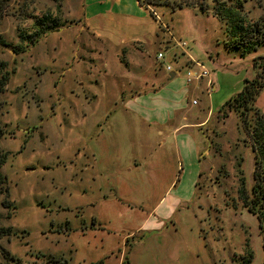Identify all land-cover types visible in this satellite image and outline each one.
Here are the masks:
<instances>
[{
    "label": "rangeland",
    "instance_id": "374dc122",
    "mask_svg": "<svg viewBox=\"0 0 264 264\" xmlns=\"http://www.w3.org/2000/svg\"><path fill=\"white\" fill-rule=\"evenodd\" d=\"M5 4L0 174L14 209L0 207V227L14 235L0 239V248L18 264H264V234L240 194L253 184V153L239 118L224 109L244 81L255 78L252 61L264 55V46L246 53L227 49L225 27L212 14L157 7L151 22L168 47L158 44L146 60L129 62L122 48L118 53L106 46L116 52L99 56L102 45L82 19L83 0ZM245 8L264 30V0ZM43 16L58 19L57 26L34 43L24 39ZM166 65L181 78L208 74L192 78L187 100L189 111L208 116L204 174L193 195L185 192L188 200L166 194L177 172L173 150L163 149L156 137L148 149L149 132L138 134L129 120H121V130L111 127V115L123 112L126 97L168 78ZM129 74L146 82H127ZM163 155L166 165L154 175ZM161 198L159 230L137 231Z\"/></svg>",
    "mask_w": 264,
    "mask_h": 264
},
{
    "label": "crops",
    "instance_id": "0c3cea01",
    "mask_svg": "<svg viewBox=\"0 0 264 264\" xmlns=\"http://www.w3.org/2000/svg\"><path fill=\"white\" fill-rule=\"evenodd\" d=\"M81 15L92 38L99 39L102 45L97 50L99 56L104 57L108 53L116 52L114 49H106V46H109L118 49V53L122 48L123 58H127L129 62L133 59L144 61L156 45L162 43H166V47L169 45L167 40L159 41L151 16L137 0H83ZM191 63L192 61L190 65ZM147 70L149 72V69ZM167 73L168 78L163 76L153 81L163 82L160 86L126 97L122 104L123 112H114L111 115V127L121 130L119 127L121 120H124V123L129 120L132 124L128 125L129 128L134 127L138 134L149 132L147 143L144 144L148 149L151 150L150 144L156 137L159 138L161 144L159 145L163 149L173 150L177 172L171 175V184L166 194L172 195L175 200H188L189 195L185 192L193 195L197 182L204 174L203 161L208 142L204 127L208 123V116L189 111L187 100L194 88L191 90V85L185 83V78L176 76L172 71ZM120 77L118 74L114 78ZM126 79L127 82L144 81L143 78L130 74ZM254 107L264 115V84L255 98ZM140 142H142L140 139L136 141L139 154L140 148L144 146H141ZM161 159L162 163L153 169L154 175L160 173L166 165L164 163L166 156H161ZM134 167L139 166L135 164ZM126 172L129 173L130 170ZM146 172L147 170H140L139 174L146 176ZM162 204L161 198L137 231L159 230L160 221L155 216ZM167 208L171 212L173 205H168Z\"/></svg>",
    "mask_w": 264,
    "mask_h": 264
},
{
    "label": "trees",
    "instance_id": "16d2710c",
    "mask_svg": "<svg viewBox=\"0 0 264 264\" xmlns=\"http://www.w3.org/2000/svg\"><path fill=\"white\" fill-rule=\"evenodd\" d=\"M7 0H0V18L5 15L4 9ZM54 1V0H53ZM60 1V0H57ZM253 0H137V2L155 19L153 9L165 7L172 12L175 9L191 8L197 9L203 14H212L225 27L227 41L224 46L227 49H242L243 53L256 51L264 46V30L262 20H253L249 17V11L245 5ZM258 3V1H257ZM41 17L39 29L30 36L29 42L34 43L46 28L57 26L58 19H47ZM0 43L3 41L0 38ZM256 71V76L251 81H244L241 91L225 103L224 109L235 113L239 118L240 126L244 129L249 138L251 152L253 153V184L249 192L241 188L240 194L244 200V206L248 212L253 214L258 220L259 227L264 234V115L254 107V101L264 84V57L254 58L252 61ZM6 64L0 62V72L5 71ZM8 79L7 72L0 78V91L6 85ZM5 156L0 153V169L4 164ZM0 195L4 199L0 203L2 209L12 211L13 203L6 200L8 188L5 177L0 174ZM1 219V215H0ZM5 219H10V214ZM14 235L10 227H0V239ZM0 255L3 263L18 264L19 260L14 258L7 250L0 248Z\"/></svg>",
    "mask_w": 264,
    "mask_h": 264
},
{
    "label": "built area",
    "instance_id": "2783aa9c",
    "mask_svg": "<svg viewBox=\"0 0 264 264\" xmlns=\"http://www.w3.org/2000/svg\"><path fill=\"white\" fill-rule=\"evenodd\" d=\"M155 18H157V16L155 15ZM177 47H179V48H184V47H186V44L185 43H178V45H177ZM156 59L159 61V60H161V59H163V56H162V54H160V53H158L157 55H156ZM164 70L166 71V72H171L172 70H171V67L169 66V65H166L165 67H164ZM204 78V77H208V74L206 73V72H202L201 74H199V75H195V74H192L191 72H188L187 73V77H185V82L187 83V85H190V83H191V81H192V78ZM193 103H195L194 101H193Z\"/></svg>",
    "mask_w": 264,
    "mask_h": 264
}]
</instances>
